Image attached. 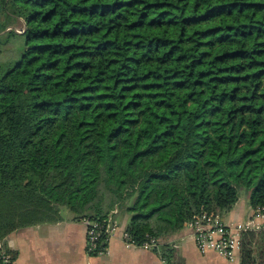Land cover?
<instances>
[{"label": "trees", "instance_id": "obj_1", "mask_svg": "<svg viewBox=\"0 0 264 264\" xmlns=\"http://www.w3.org/2000/svg\"><path fill=\"white\" fill-rule=\"evenodd\" d=\"M242 190L264 216V0H0V242L125 215L171 264ZM260 230L240 264H264Z\"/></svg>", "mask_w": 264, "mask_h": 264}, {"label": "crops", "instance_id": "obj_2", "mask_svg": "<svg viewBox=\"0 0 264 264\" xmlns=\"http://www.w3.org/2000/svg\"><path fill=\"white\" fill-rule=\"evenodd\" d=\"M239 202L221 218L225 225L250 218V206L246 201ZM61 215L58 222L23 227L1 241L0 247L11 256V264H160L164 258L159 251L125 246L121 237L127 224L125 215L116 216L119 228L109 237L107 250L102 254L87 250L85 222L75 220L68 211ZM166 242L173 251V264H240V253L227 259L212 250L200 251L189 227Z\"/></svg>", "mask_w": 264, "mask_h": 264}, {"label": "built area", "instance_id": "obj_3", "mask_svg": "<svg viewBox=\"0 0 264 264\" xmlns=\"http://www.w3.org/2000/svg\"><path fill=\"white\" fill-rule=\"evenodd\" d=\"M116 212V209L113 210V213ZM263 220L264 216L257 213L244 222L225 225L221 218L213 212H203L195 217L194 221L188 224V227L191 229V235L200 251L212 250L227 259H233L239 254L242 233L264 228ZM85 224L87 226V250L98 254L105 253L109 237L119 228L113 215L109 214L106 220L101 223L93 222L90 224L85 221ZM101 236L103 237V243L99 245L98 240ZM121 237L126 247H138L155 251L159 243L156 238L148 237L143 243L137 244L129 238L125 229L121 232ZM11 263V256L0 247V264ZM160 264H167L166 260L163 258Z\"/></svg>", "mask_w": 264, "mask_h": 264}, {"label": "rangeland", "instance_id": "obj_4", "mask_svg": "<svg viewBox=\"0 0 264 264\" xmlns=\"http://www.w3.org/2000/svg\"><path fill=\"white\" fill-rule=\"evenodd\" d=\"M14 27V29L16 30V31H18V32H22L23 31V24L19 21V22H17V23H15V26H13ZM19 41H22V39H19L18 41H17V43H18V45H19ZM17 48H15V50H16ZM9 58V57H8ZM7 58V59H8ZM6 60V59H5ZM240 200V204L242 203V202H244V201H246L247 202V204L249 205V202H248V197H247V195H246V193L242 190L241 192H240V195H239V199H238V201ZM237 201V202H238ZM66 211H68V210H62V212H61V214H64V212H66ZM69 212V211H68ZM113 218H114V216H113ZM115 219H116V217H115ZM81 221H83V222H85V221H87V222H89L90 224L91 223H93V222H98V221H95V220H89V219H86V218H83ZM117 221V220H116ZM118 227H119V224H118ZM262 229H264V228H262ZM260 230V231H263V230Z\"/></svg>", "mask_w": 264, "mask_h": 264}]
</instances>
